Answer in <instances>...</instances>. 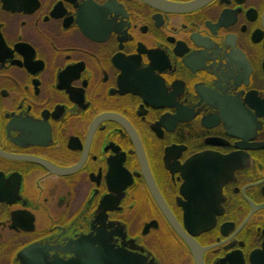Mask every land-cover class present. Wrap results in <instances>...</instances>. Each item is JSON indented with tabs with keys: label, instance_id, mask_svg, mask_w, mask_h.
Returning a JSON list of instances; mask_svg holds the SVG:
<instances>
[{
	"label": "flooded vegetation",
	"instance_id": "flooded-vegetation-1",
	"mask_svg": "<svg viewBox=\"0 0 264 264\" xmlns=\"http://www.w3.org/2000/svg\"><path fill=\"white\" fill-rule=\"evenodd\" d=\"M157 1L0 0V264H264V0Z\"/></svg>",
	"mask_w": 264,
	"mask_h": 264
},
{
	"label": "water",
	"instance_id": "water-1",
	"mask_svg": "<svg viewBox=\"0 0 264 264\" xmlns=\"http://www.w3.org/2000/svg\"><path fill=\"white\" fill-rule=\"evenodd\" d=\"M147 2L154 5L155 7H158V8L170 11V12H174V13L187 12V11L197 9L203 3L202 1H197V2H193V3L181 5V4H172V3H167V2H161V1H157V0H147ZM150 187H151V185H150ZM173 226L179 232V234L182 235V233L179 231L180 229H178V227L174 223H173ZM187 243L189 244L190 248L195 253L196 252L195 251L196 245L194 243L189 242V241H187Z\"/></svg>",
	"mask_w": 264,
	"mask_h": 264
}]
</instances>
